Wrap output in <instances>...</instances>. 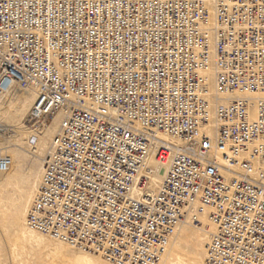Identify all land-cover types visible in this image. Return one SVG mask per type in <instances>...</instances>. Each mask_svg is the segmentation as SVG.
<instances>
[{
	"label": "built area",
	"instance_id": "obj_1",
	"mask_svg": "<svg viewBox=\"0 0 264 264\" xmlns=\"http://www.w3.org/2000/svg\"><path fill=\"white\" fill-rule=\"evenodd\" d=\"M212 7L213 18L208 0H0V99L35 91L34 128L62 116L27 215L33 230L119 264H155L197 201L217 222L203 264H264V172L249 175L246 161L231 186L223 177L240 150L264 142V0ZM211 59L225 95L214 108L200 73ZM210 120L213 137L201 130ZM150 155L168 161L154 195L143 192ZM9 165L0 156V171Z\"/></svg>",
	"mask_w": 264,
	"mask_h": 264
},
{
	"label": "bare ground",
	"instance_id": "obj_2",
	"mask_svg": "<svg viewBox=\"0 0 264 264\" xmlns=\"http://www.w3.org/2000/svg\"><path fill=\"white\" fill-rule=\"evenodd\" d=\"M208 1H209V10L213 18L212 0H208ZM200 73L205 78L206 83L208 85L209 98L212 99V100L209 99L210 108H214L213 107L214 103L223 101L222 99H217L216 96L221 98V97H225V95L222 96L221 93H218L217 90L215 89L214 86L215 71H214L213 59H211L210 63L205 68L200 70ZM223 94H226V96L229 95V93L228 94L223 93ZM9 95L12 96V98H14L13 104L18 111H20L22 107L24 108L28 107L27 100L30 97H33V101L31 103L29 111L27 112V116L25 120V123L30 128L35 129L39 126L44 127L46 125H47L46 129L52 128V133H51L52 136L48 144L42 149L41 165L38 170L35 183L32 186V191L28 198L29 200L25 211V215L23 216V222L20 225V235L23 238H26L31 243H33L38 249V254H39L38 264H55V263H61L63 261H67L69 264H76L75 257L77 255L78 250L80 252L79 254H81V258L83 259L86 260L95 259V261L107 262L108 264H119L118 262L108 259L100 250H97L92 246L87 248L83 246H77L65 240L56 238L54 236L37 232L29 226V223L27 221V215L35 199L37 191L41 183L43 182V177H44L43 160L48 153L50 143L52 142V139L57 131L58 124L62 116L60 113H57L48 122L43 123L42 125L36 126L34 128L33 126H30L27 123V117L36 98L35 91L33 90L25 91L15 88L9 91L0 99V108ZM256 111H257V105L255 102H252V104L249 106V111H248L251 120L255 118ZM201 130H203L208 136L213 137L216 131V127L214 122L210 120L209 123L202 124ZM8 131H9L8 127L4 125L3 122L0 120V137L5 136L8 133ZM2 138H0V140ZM163 138L168 142H173V143L180 142L177 140L176 137L170 135H163ZM263 143L264 142L261 139L252 140L247 148L240 150L239 154L236 156L237 162L231 164L230 166H228L227 164L228 167L223 173V177L229 186H231V181L233 179L236 178L241 179L243 177L242 174H245L244 162L246 161H249L252 167V170L248 172L249 175L254 176L255 174L254 172L256 173L262 171L264 172V157H263L264 149L261 146ZM256 151L259 152L256 153ZM2 155H7L10 157L9 167L5 170L0 171V176H5L3 179V182H5L12 173V170L14 169L17 160L16 146L12 144L8 139H6L4 143L0 144V156ZM218 159L221 160V157L218 156ZM167 171H168V161L161 162L157 158H155L154 155H150L145 161V174L147 176V183L143 192L149 195H154L161 187V184L164 178L166 177ZM141 172L144 171L142 170ZM134 190L137 192L140 191L136 185L134 186ZM214 212L215 209L212 204H201L200 202L196 201L192 206H190V208H188L183 214V218L176 224V228L174 232H172L168 236L166 242L163 245V248L160 249L158 254V260L155 262V264H203L205 259L207 258V251H208L207 247L211 243L213 235L217 231V222L215 220V217L213 216ZM194 224H199L200 226ZM187 227L192 228L194 230L193 232H195V237L192 238L190 236ZM181 239L185 240V242H193L195 244L197 242H199L200 244L202 242H205L206 246L204 249L203 256L193 258L190 260L189 263L182 261L178 253H176V259L175 260L174 258L172 259L171 253L173 251V246L176 244V242H178V240ZM17 241L18 238L15 240V242Z\"/></svg>",
	"mask_w": 264,
	"mask_h": 264
},
{
	"label": "rangeland",
	"instance_id": "obj_3",
	"mask_svg": "<svg viewBox=\"0 0 264 264\" xmlns=\"http://www.w3.org/2000/svg\"><path fill=\"white\" fill-rule=\"evenodd\" d=\"M13 100L9 95L0 108V120L9 129L3 138L0 137V144L8 139L16 146L17 153L15 167L9 178L3 182L5 176H0V264H38V249L20 235V225L41 165L42 149L52 136V128L46 129V125L32 129L25 123L33 97L27 100L28 107H22L20 111L14 106ZM187 230L192 238L195 237L192 228L187 227ZM205 246V242L195 244L178 240L173 246L171 258L175 260L178 253L182 261L189 263L191 259L203 256ZM79 253L78 250L76 264H108L95 259H83ZM55 264L69 263L63 261Z\"/></svg>",
	"mask_w": 264,
	"mask_h": 264
}]
</instances>
